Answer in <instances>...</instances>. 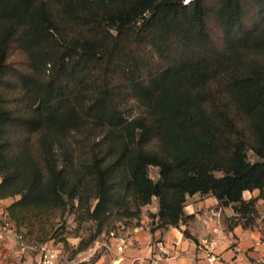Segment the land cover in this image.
Here are the masks:
<instances>
[{"label": "trees", "instance_id": "16d2710c", "mask_svg": "<svg viewBox=\"0 0 264 264\" xmlns=\"http://www.w3.org/2000/svg\"><path fill=\"white\" fill-rule=\"evenodd\" d=\"M0 178L11 217L88 184L99 222L119 189L161 227L198 193L256 216L264 0H0Z\"/></svg>", "mask_w": 264, "mask_h": 264}, {"label": "rangeland", "instance_id": "374dc122", "mask_svg": "<svg viewBox=\"0 0 264 264\" xmlns=\"http://www.w3.org/2000/svg\"><path fill=\"white\" fill-rule=\"evenodd\" d=\"M248 158L251 162L260 160L253 151L248 152ZM149 173L157 181L160 177V168L151 166ZM122 174L124 175L121 172L119 177ZM215 174L222 176L221 172ZM95 193L96 187L88 184L80 190L76 198H70L64 194V202L60 205L12 207V224L16 231L23 235L24 244L30 246L31 249L29 248L28 253L19 255L16 247L11 243L7 245L0 243V264H37L36 247L43 243L61 248L58 264H113L112 231L118 235H124L130 228L141 226L145 220L151 229L161 227L159 226L161 221L156 216L159 211V198L153 197L150 204L142 207L140 214L124 216L122 213L127 208L135 211V201L132 195L127 196L122 189H119L116 192L118 202L114 204L113 212L99 222L91 217V212L98 201ZM248 196V193L244 194V198ZM190 197L187 198L186 206ZM9 198L13 204L20 199V195ZM219 205L232 207V204L223 205L221 201ZM234 213L228 216L224 211L222 216L229 228L237 223L253 224L257 217V214L256 216H242L235 211Z\"/></svg>", "mask_w": 264, "mask_h": 264}, {"label": "crops", "instance_id": "0c3cea01", "mask_svg": "<svg viewBox=\"0 0 264 264\" xmlns=\"http://www.w3.org/2000/svg\"><path fill=\"white\" fill-rule=\"evenodd\" d=\"M245 193L249 194L245 197L248 200L258 197L260 191ZM10 200L0 199V202L9 206L12 203ZM256 209L257 217L253 224L244 226L237 223L229 228L222 216L224 211L228 216L234 215L233 208L221 207L215 196L195 194L189 198L185 208L186 214L193 215V218L181 222L179 226L151 229L145 220L141 226L130 228L124 234L128 245L123 252L117 251L111 238L112 263L146 264L153 255L155 242L164 240L174 245V257L164 260L163 264H259L258 259L264 258V197L258 199ZM185 230L192 237H187ZM212 240L217 241L214 248L207 244Z\"/></svg>", "mask_w": 264, "mask_h": 264}, {"label": "built area", "instance_id": "2783aa9c", "mask_svg": "<svg viewBox=\"0 0 264 264\" xmlns=\"http://www.w3.org/2000/svg\"><path fill=\"white\" fill-rule=\"evenodd\" d=\"M118 252H123L128 245L127 237L118 235L115 231L111 232ZM0 242L11 243L16 247L19 255L26 254L30 246L24 244L23 235L16 231L11 221L8 206L0 202ZM210 247H216L217 241L207 242ZM35 248V247H34ZM153 255L146 264H163L164 260L174 257V245L164 240H157L154 245ZM31 249V248H30ZM38 251L37 264H58L60 260L61 248L53 244L43 243L36 247ZM259 264H264V258L258 259ZM117 264H123L118 262ZM140 264V263H132Z\"/></svg>", "mask_w": 264, "mask_h": 264}]
</instances>
